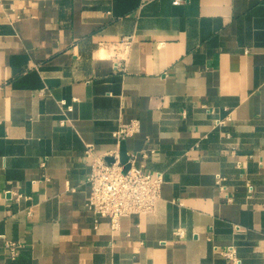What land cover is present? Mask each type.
Returning a JSON list of instances; mask_svg holds the SVG:
<instances>
[{
	"label": "crops",
	"instance_id": "obj_1",
	"mask_svg": "<svg viewBox=\"0 0 264 264\" xmlns=\"http://www.w3.org/2000/svg\"><path fill=\"white\" fill-rule=\"evenodd\" d=\"M121 143L163 183L113 229L85 150ZM0 264H264V0H0Z\"/></svg>",
	"mask_w": 264,
	"mask_h": 264
},
{
	"label": "built area",
	"instance_id": "obj_2",
	"mask_svg": "<svg viewBox=\"0 0 264 264\" xmlns=\"http://www.w3.org/2000/svg\"><path fill=\"white\" fill-rule=\"evenodd\" d=\"M181 1L173 0V4H179ZM121 43L126 46L129 39H122ZM228 120V116L215 119L213 127H223ZM137 130L138 122L131 120L119 125L112 136L116 143H120ZM110 156L114 157V161L107 165L100 157L92 155L91 147L85 150V157L90 159V174L87 180L90 193L85 208L98 217L108 218L111 227L115 229L121 217L149 214L154 211L156 202L160 198L163 176L159 171L148 172L142 165H138L135 153L127 154L124 164L119 162L117 152ZM141 156L146 157L144 153ZM125 166H128L126 171H124ZM222 180V177L216 179V185L220 189H222ZM173 233L178 239L183 237L180 229H176ZM3 247L8 257L14 260L17 254L16 243L4 241ZM221 254L233 263L238 262L234 249L223 251Z\"/></svg>",
	"mask_w": 264,
	"mask_h": 264
},
{
	"label": "water",
	"instance_id": "obj_3",
	"mask_svg": "<svg viewBox=\"0 0 264 264\" xmlns=\"http://www.w3.org/2000/svg\"><path fill=\"white\" fill-rule=\"evenodd\" d=\"M103 160L107 165H110L114 161V157L107 156ZM118 160L121 164H124L127 160L126 152L124 146H122V143L119 145V149H118ZM127 168L128 166H125L124 171H126Z\"/></svg>",
	"mask_w": 264,
	"mask_h": 264
}]
</instances>
